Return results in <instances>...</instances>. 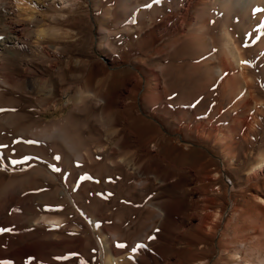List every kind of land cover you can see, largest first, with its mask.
Wrapping results in <instances>:
<instances>
[{
	"label": "rangeland",
	"instance_id": "1",
	"mask_svg": "<svg viewBox=\"0 0 264 264\" xmlns=\"http://www.w3.org/2000/svg\"><path fill=\"white\" fill-rule=\"evenodd\" d=\"M181 1L40 0L22 11L0 7V37L16 24L19 29L17 40L0 47V188L32 175L25 194L42 200L30 210L63 220L59 230L43 221L23 237L16 224L8 225L14 232L0 233V264H100L106 242L112 245L105 252L126 257V264H158L149 243L159 225L151 205L172 200L180 204L167 216L174 228L163 231L162 264H246L264 257V207L254 197L264 199V174L256 173L258 180L250 174L264 153V10L241 20L232 5L208 0L190 9L191 27L150 31L179 11ZM202 18L214 36L228 24L247 49L252 102H239L232 92L237 87H225L218 75L209 79L205 67L194 65L206 58L189 38ZM104 95L107 101L98 102ZM33 140L39 143H27ZM207 169L219 178L203 180ZM84 174L91 179L81 181ZM52 188L60 198L69 192L75 206L61 208L66 201H55ZM217 208L223 212L218 230L202 241L197 217ZM48 232L58 238L54 248L16 254L25 241ZM64 240L78 241L70 251ZM137 244L143 247L133 252Z\"/></svg>",
	"mask_w": 264,
	"mask_h": 264
},
{
	"label": "bare ground",
	"instance_id": "2",
	"mask_svg": "<svg viewBox=\"0 0 264 264\" xmlns=\"http://www.w3.org/2000/svg\"><path fill=\"white\" fill-rule=\"evenodd\" d=\"M39 1L40 0H0V7L2 5H5L9 11H19V10H21V8H23L24 5L26 7L27 6L28 7H35V6H37L36 5L37 3L40 4ZM207 1L208 0H182L181 4L179 5V11H176L177 9H175V11H171L170 13L166 14L165 17L162 18L161 21L157 22L156 24H152L153 25L152 30H150V31H153V32L157 31L160 33L161 31H166L167 29H170L171 26L173 27L174 30H180V29H184L186 24H188V26L191 27L190 18H189L190 9L193 6H199L201 3H203V2L205 3ZM222 2L224 4L232 5L236 9L238 17L241 20H245L248 17H251L249 13L255 9H258L260 11V9L262 8L264 10V0H222ZM30 9H32V8H30ZM17 13L20 14V12H17ZM207 20L208 19H206V18L203 19L202 23H200L201 25L199 27H198V25L197 26L195 25L196 28L192 29L193 32L192 33L190 32V36L188 34L189 38L197 46V49L199 51L198 56L201 57L202 54H204V55L206 54L205 59H202L201 61H199L198 63H195L194 65L198 66V67H201V66L205 67L208 75L210 76L209 79L215 75H218L219 77H221L220 79L224 83L223 85H225V87L229 86V85H233V87H237L238 88L237 92L235 93L234 92L235 90L234 91L232 90V92L234 93V96L236 95V97L238 98L237 100H239V102H241V101H244V103L245 102L250 103V101L252 102V99L254 96H252L251 87L254 86V79L251 76H249V74H248V69H249L248 61L249 60L247 59L246 54H245V50H247V49H243V47L240 46L238 39L232 34V30H231L230 26L226 23L221 24V28H220V32H218L219 33L218 36L212 35L211 31L209 30L210 28L207 27V23H208ZM21 23H22V21H21ZM18 24H20V23H18ZM18 32H19V29H18L17 24H16L13 27V29L11 30V32H10L11 34L8 37H5L4 39L1 40L0 47L6 41L17 40ZM186 37L187 36H185V39H186ZM192 41H191V43H193ZM210 52H211V55H210ZM192 67H194V66H192ZM230 71H232V73H233L232 75L229 74ZM219 77H218V79H219ZM211 81H212V79H211ZM206 82H207V80H206ZM234 85H236V86H234ZM97 100H98V102L104 101V103H105L107 101V95L100 96ZM255 101L256 100H254V103H255ZM257 109L258 108H256V110ZM53 130H55V129H53ZM65 138L63 140L64 143L66 142ZM67 144H69V143L67 142ZM121 144H122L121 141H119V142H117L116 146L120 147ZM69 149H72L71 146ZM99 149H101V148H99ZM77 151L78 150L76 149V152H74V153H77L76 155L78 157H80V158L85 157V155L83 153L81 154V152L79 153V151L78 152ZM198 171L199 170L193 169V172L195 175L198 174ZM213 171L214 170H210V169L205 170V172L203 174V180L209 179L210 177L213 179L219 178L220 175L217 172H215L213 175L210 174ZM251 173H252L251 176H254V178L256 180H258L257 178L259 175L264 174V153H262L259 156V160L250 169V174ZM256 173H259V175H257ZM35 175H36V173H35ZM51 177L55 178V174H52ZM27 178H25L26 180L24 179L25 181H20L18 183L9 181L7 184H5L4 186H2L0 188V190L2 189L0 192L1 193L0 194L1 195V198H0V226L8 227V225L13 223V227H14V225L16 224V226L18 227V230H19V235L21 237L25 236V234L27 232L33 231V229H34L33 226L39 225L43 221L45 222L44 224H46L49 228H57V230H59L58 228L62 225V222H63L62 219L55 218L54 216L48 217L49 215L47 216V215H44L42 213L36 214V213H34V211L30 210V208L34 206V205H32V202L33 201L36 202V200H38V201L42 200V197H40V196L38 197L37 195L25 194L24 190L30 188V185H31L30 180L32 181V175H29V177H27ZM145 181H146V179H145ZM141 184H143V183H141V181H140L139 185H141ZM223 186L222 185L217 186L218 190H220ZM225 188H228V186L225 185ZM229 190H232V186H231V189H229ZM22 191H24L25 195L21 193ZM204 192L207 194V188H204ZM229 194L231 196V192H229ZM51 195L56 198L55 201H57V200L62 201L65 199L66 204L65 203L62 204L61 208H68L72 205L75 206V202H74V200H73V198L69 192L64 193V197H62L63 198L62 199L59 197L60 193L57 191V188H56V191H54V189H53V192H51ZM207 195L206 196L204 195L206 201H213L215 199V197L207 196ZM254 197L257 201L261 202V205L264 207V199L258 194H254ZM179 204H180V202L178 200H172L170 202L169 201H167V202L166 201H158V202L153 203L151 205V207H153V208H151L152 213H153V217L159 219V225L155 229L154 235L149 240V243L152 244V242H153V244H154L153 248H151V250H152L151 251V258H152L154 263L162 264V261L160 259L162 258L163 260H165V256L162 254L163 249L166 247V245L162 243V240L164 238L163 237L164 236L163 231L167 228H174L172 225V222L170 220L171 218H169L167 216H168V213H170V211L173 212L176 208H178ZM54 205H56V204H54ZM195 205H196V203H195ZM52 208L54 209V207H52ZM263 212H264V210H263ZM222 214H223V212H221V210L217 208L216 210H212L211 212H206L204 215L197 217V229L196 230H198V233L202 237V241L205 239L204 237H206L210 234H213L214 232H217L218 226H219L218 222L221 220ZM255 219H257V218H255ZM250 220L252 221L253 224L254 223L256 224V221L253 218H251ZM66 221H68V220H66ZM12 232H14V230ZM222 233L223 232L221 231V234ZM64 236H66V235H64ZM118 236H119L118 234H113V238H115V237L118 238ZM78 239H79V241H81V238H78ZM27 241H29V240H27ZM76 241H78V240H75V241L74 240H70V241L64 240L63 245L65 246V248L67 250L72 251V249L75 247L74 243H76ZM56 243H58V238H57L56 234H54L53 232L52 233L48 232L41 239H38L34 242H26L25 241L22 245H20L17 248L16 254L20 257L25 256V255H30L31 252L38 251V250L40 251L46 245H48V246L50 245L52 248H54V244H56ZM228 243L231 244V241H229ZM110 245H112V244L109 242H106L104 244H100V247H99L100 264H126V262H127L126 257H124V256L120 257L118 255L116 256L113 254L111 255V254L105 252L104 248L105 247H111ZM43 250H45V249H43ZM41 252H43V251H40V253ZM198 253H199V251H196V253L193 252V254L191 256H195L196 254L198 255ZM68 256H70V255H68ZM70 257L67 260H70ZM142 260H143V258H142ZM205 260H198V261L195 260L194 264H207V261H205ZM246 264H264V257L260 256L258 254L255 257V260H247Z\"/></svg>",
	"mask_w": 264,
	"mask_h": 264
},
{
	"label": "snow or ice",
	"instance_id": "3",
	"mask_svg": "<svg viewBox=\"0 0 264 264\" xmlns=\"http://www.w3.org/2000/svg\"><path fill=\"white\" fill-rule=\"evenodd\" d=\"M153 2L156 3V2H158V0H153ZM146 6H147V7H151V5H146ZM132 22L134 23L135 21L133 20ZM2 39H4V37H0V40H2ZM197 103H199V101H197ZM191 106H192V107H195V104H193V105H191ZM0 111H5V109H0ZM27 143H29V144H36V143H39V141L33 140V141H27ZM24 159L27 160L28 157H27V158H24ZM54 159H55V160H60V157H59V156H56V157H54ZM11 163L15 164V163H17V161L13 160ZM77 165H78V162H77ZM78 166H79V165H78ZM52 167H53V170H54V171H57V172L61 171L60 168H58V167H56V166H54V165H53ZM0 168H3V165H0ZM4 170H6V169H4ZM79 179H80L81 181H83V180L91 179V177L88 176L87 174H84V175L80 176ZM12 230H13V229H10V228H8V227L0 226V233L8 232V231H12ZM149 239H151V237H149ZM117 246L123 248V247H125L126 245H124V244H118ZM139 247H143V245H141V244H137L136 247H133V248H132V251L135 252L136 249L139 248Z\"/></svg>",
	"mask_w": 264,
	"mask_h": 264
}]
</instances>
